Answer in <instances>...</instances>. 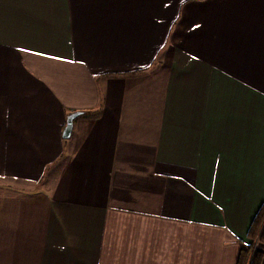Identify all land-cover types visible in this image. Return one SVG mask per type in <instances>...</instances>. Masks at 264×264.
<instances>
[{
	"label": "crops",
	"instance_id": "obj_1",
	"mask_svg": "<svg viewBox=\"0 0 264 264\" xmlns=\"http://www.w3.org/2000/svg\"><path fill=\"white\" fill-rule=\"evenodd\" d=\"M263 201L264 0H0V264H237Z\"/></svg>",
	"mask_w": 264,
	"mask_h": 264
},
{
	"label": "trees",
	"instance_id": "obj_2",
	"mask_svg": "<svg viewBox=\"0 0 264 264\" xmlns=\"http://www.w3.org/2000/svg\"><path fill=\"white\" fill-rule=\"evenodd\" d=\"M264 252V201L254 216L249 231L248 241L243 243L237 264H261Z\"/></svg>",
	"mask_w": 264,
	"mask_h": 264
},
{
	"label": "water",
	"instance_id": "obj_3",
	"mask_svg": "<svg viewBox=\"0 0 264 264\" xmlns=\"http://www.w3.org/2000/svg\"><path fill=\"white\" fill-rule=\"evenodd\" d=\"M81 114V111H74L68 114L67 116V123L63 131V137L69 138L71 136L73 126H74V120L76 117H78Z\"/></svg>",
	"mask_w": 264,
	"mask_h": 264
}]
</instances>
